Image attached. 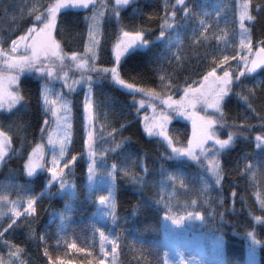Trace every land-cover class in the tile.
<instances>
[{
    "label": "trees",
    "instance_id": "1",
    "mask_svg": "<svg viewBox=\"0 0 264 264\" xmlns=\"http://www.w3.org/2000/svg\"><path fill=\"white\" fill-rule=\"evenodd\" d=\"M53 1L0 0V47L8 48L31 26L42 25L43 20L35 18L45 17ZM247 2L252 19L245 25L256 50L264 41V0ZM239 3L240 0H183L177 5V0H132L120 9L113 0L95 4L103 11L97 63L117 67L128 83L154 89L161 96L180 95L183 92L178 89L201 80L213 67L218 75L224 70L238 75L241 71L235 58L239 56ZM92 10L67 7L57 14L53 36L63 51L84 52ZM165 16L172 27L160 37ZM123 31H144L149 45L133 46L117 65L114 46ZM225 55L229 57L227 64L221 63ZM101 78L92 84L94 133L102 147L99 150L104 151L105 163L115 165L112 174L117 208L112 228L118 245L117 264H163L162 218L167 210L155 203L161 195L170 198L171 214L201 215L200 230L212 246L207 260L247 264L251 245L258 251L259 264H264V141L256 140L264 134L260 127L264 121V66L234 82L223 102L221 119L231 128H221L217 134L221 139H226L230 131L236 135L220 156L222 206L220 186L208 177L199 161L176 158L162 138L147 135L138 96L114 84L110 75ZM42 90L43 80L25 75L19 83L23 99L13 109L0 111V132L10 140V150L0 162V203L6 209L8 203L20 202L25 209L27 200L36 198L35 213L0 216V264H9V245L22 250L23 263L31 260L32 264H46L39 241L53 216L70 222L71 227L73 224L80 240L91 236L86 222L96 212L99 193L87 185L83 89L66 96L72 109L68 158L78 156L74 170L65 176L69 183L64 188L60 180L49 185L51 174L46 167L35 176L25 172L32 150L46 140V132L43 137L40 132L47 119ZM169 135L174 146L186 147L191 126L174 119ZM131 174L143 177V183H134ZM232 193L234 200L230 199ZM205 197L209 204L204 203Z\"/></svg>",
    "mask_w": 264,
    "mask_h": 264
},
{
    "label": "snow or ice",
    "instance_id": "2",
    "mask_svg": "<svg viewBox=\"0 0 264 264\" xmlns=\"http://www.w3.org/2000/svg\"><path fill=\"white\" fill-rule=\"evenodd\" d=\"M183 0H177V5L181 4ZM127 4L128 0H117V4ZM92 6L94 11L91 17V24L88 28V43L85 45L84 52L87 58L78 56L76 52H72L70 57L63 52L60 42L53 36V31L57 26V14L64 8H80L87 10L89 6ZM167 7V5L165 6ZM175 7V5L173 6ZM249 3L245 0L243 7L240 11L241 19V39L239 42L240 49L247 53L246 55H239L237 63H243L246 71L240 72L238 75L224 70L222 75L217 74V68L213 67L206 75L199 81H194L192 84H188L178 91H182L183 95L179 99H174L172 95H168L166 98L161 97L154 89L147 90L144 88H138L135 84L128 83L121 78L120 72L117 67H96L97 47L99 40L97 39L99 31V17L103 13L95 10L94 0H57L54 5H51L47 9L46 17L36 16V21L44 20L43 26L40 28L32 27L29 30V35L22 37L21 41L14 45L13 51L17 47L25 49V55L22 56H8L2 49H0V59H2L3 67L0 68V103L7 100L9 103H15L23 99L18 92L11 90L12 85H16L19 79V74L25 70H35L38 73L47 72L48 76L52 75L51 64L52 61H60L61 63L70 58L72 61L77 63V67L81 69H87L89 72H96L98 75L108 76L110 75L111 80L114 84L120 88L129 90L132 94H142L148 97L149 101L158 100L160 101L159 110L157 105L148 103L145 105V101L141 100L139 103L142 107L147 106L152 109V115H145L143 117L144 131L148 136H156L162 138L167 143V146L171 149L174 155L187 156L193 161H199L201 167H204L217 186H220L221 195L219 197V204L222 206L224 203V197L222 195V174L223 168L220 160L223 150L232 144L233 138L236 135L235 132H229L226 139H221L218 136V130L221 128H231L221 117L223 116V102L226 96L231 93L232 85L238 81L242 76L253 73L257 68L264 66V41H260V46L253 52L251 39L248 36L247 29L244 27L245 20H251L252 17L249 14ZM175 13L173 12V16ZM163 23L161 24L160 37L165 36V30L172 27L169 23L167 16L163 17ZM148 46L149 41L145 38L144 31H123L119 37L118 42L114 46L115 62L118 65L121 61V57L133 46ZM229 60L228 56H224L221 63L227 64ZM48 64L46 69L45 65ZM89 83V87L84 97L83 110L85 119L88 121V127H91L92 120V101L90 99L91 94V77H84ZM161 83L163 84L164 77H161ZM77 83V82H74ZM195 85V86H194ZM165 87H171V85H164ZM72 85H68L69 91H72ZM252 91L251 89L249 90ZM51 90L45 84L41 93L42 104L45 108V115L51 112L52 117L56 120L57 130L63 125V138L57 141L53 140V133L48 130L49 121L45 119L44 126L41 127V137L47 131L48 132V143H58L59 152L53 153L51 158V167H46L47 160L45 156L44 146L37 144L29 155L26 164L27 175H33L35 170L41 167H46V170L51 174V178L48 184L51 185L53 181L60 180V187L64 188L66 183L65 176L73 171L75 168V162L78 156L72 155L68 158L70 147L69 142L71 140L72 125L71 121V107L70 102L65 100L62 94H57V99H50ZM239 95V93H237ZM247 98L246 96L244 97ZM63 101V103H61ZM59 105V106H57ZM63 115H60V113ZM173 116H180L185 118L191 123V139L188 140L186 147H176L173 145L172 137L169 135V124L173 120ZM260 127L264 129V121H261ZM257 142L264 141V134L256 137ZM211 142V147L209 143ZM88 148V159L87 171L89 178H91L94 171V152L92 150V133L88 132V140L85 142ZM9 145V137L0 136V159H3L5 150ZM66 161L61 167V162ZM205 161L207 162L205 164ZM115 168V165H113ZM67 170V171H66ZM147 174V169H143ZM125 175H129L125 172ZM170 180H175V177H169ZM131 180L134 183H143L144 178L131 174ZM208 187V184H205ZM164 189L161 188V193ZM230 199H235V194L232 193ZM35 200L36 198H30L27 200L26 211L29 214L35 213ZM99 200L105 203L108 198L106 196H100ZM156 204L162 205L167 210V214L164 219L171 220L173 224L179 225L181 220L175 219L170 206V198L165 199L161 195L160 199L155 201ZM205 204H209V198L205 197ZM192 204L195 205L196 201L193 200ZM210 206V205H209ZM112 208L113 219H115L116 213V202L112 201L110 204ZM215 211V209H213ZM16 214V210H13ZM191 215V214H190ZM199 219V215L197 214ZM220 219H224V214H220ZM259 219V218H257ZM252 236V233H249ZM101 243L99 244V253L102 257H108L109 252L106 248L105 241L111 243L113 251H111L112 264H117V241L116 239L109 240L104 234L100 236ZM255 242V241H253ZM67 249L72 253H82L86 257H92L93 252L91 248L81 247L75 242L68 244ZM19 252V249L17 250ZM43 255L48 257L49 264H82L80 260L63 259L57 257L52 259L49 256L47 249H45ZM88 264H107L106 259L91 258L88 259ZM216 264H224L223 260H217Z\"/></svg>",
    "mask_w": 264,
    "mask_h": 264
},
{
    "label": "rangeland",
    "instance_id": "3",
    "mask_svg": "<svg viewBox=\"0 0 264 264\" xmlns=\"http://www.w3.org/2000/svg\"><path fill=\"white\" fill-rule=\"evenodd\" d=\"M108 0H94V4H100L104 5L107 3ZM132 0H128L127 4H117V0H113L115 6L117 8H124L127 6ZM57 2V0H54L51 5H54ZM245 0H240L239 8H238V16H237V22H238V42H240L241 39V19H240V11L243 7ZM50 5V6H51ZM93 9V7L90 5ZM99 12L103 13L101 9H96ZM93 11L91 13V16L89 18V25L91 24V17L93 15ZM47 15V11L45 13V17ZM99 31L97 39L100 42L101 38V23L103 20V15L99 18ZM43 20V19H42ZM244 21V27L247 29ZM44 23V20H43ZM42 25H33L31 26L23 35H21L16 40L12 41L8 48L0 47L8 56L14 57V56H22L25 55V49L22 47H17L15 51H13V47L15 44L21 41L22 37H26L29 35V30L32 27L40 28ZM248 36L249 30L247 29ZM88 43V40H87ZM99 45L97 47V54H98ZM70 57L71 53H67L63 51ZM253 52L255 50L253 49ZM247 53L243 52L239 47V55H246ZM78 56L86 57L85 52L77 53ZM51 64V71L52 75L48 76L47 72L45 73H38L35 70H25L23 73L19 74V79L17 81L16 85L11 86V90L14 92L19 91V83L21 81V78L25 75H34L35 77L40 78L43 80V86L47 84V86L51 90L50 99H57V94H62L65 98V100L69 101L66 96L69 94H74L79 90L84 91V97L87 92V89L89 87V83L84 77L90 76L91 79V89L92 84L98 81H102L101 76L98 75L96 72H89L87 69H81L77 67V63L72 61L70 58L65 59L62 63L60 61H52L49 62ZM240 71L244 72L246 71L245 65L243 63L239 64ZM3 67L2 59H0V68ZM46 69L48 67V64L45 65ZM96 67L97 68H106L102 67L97 63V57H96ZM257 68L256 70H258ZM111 79V77H110ZM112 81V80H111ZM77 82V83H74ZM68 85H72V91H69ZM54 86H57V89H55ZM118 86V85H117ZM125 91H128L127 89L122 88ZM138 96V106L140 110H143L142 115V123L143 117L145 115H152V109L150 107L144 106L142 107L140 105V101L144 100L145 105L148 103H153L157 105V110H159L160 107V101L158 100H151L149 101L148 97L145 95L136 93ZM183 95L181 93L178 96H173L174 99H179L180 96ZM83 97V102H84ZM163 98H166L167 96H161ZM90 99L92 101V91L90 94ZM21 101V100H20ZM20 101L15 103H9L7 100H5L3 103H0V111H9L13 109L16 105L20 103ZM63 103V101H61ZM83 104V103H82ZM59 106V105H57ZM71 107V103H70ZM60 115H63L61 112ZM47 120L49 121L48 124V130L53 133V140L57 141L59 139L63 138V125H61L60 129L57 130L56 120L54 117H52L51 112L47 113ZM174 119H181L183 121H186L190 124V121H187L185 118L180 116H173ZM172 120V121H173ZM83 121H84V127H85V142L88 140V132L92 133V150L94 152V171L89 178V173L87 171V185L90 189L96 190L99 193L100 196H106L108 200L105 203H102L100 200L98 201L96 212L93 214V217L89 220V222H86L88 225L90 231V238L89 240H80L79 237L75 233V226L72 224V227L70 225V222L64 223L63 220L57 219L55 216L51 217L47 223V225L44 227V230L42 234L40 235V246L42 251V258L44 259L46 264H49L48 257H45L43 255L45 249H47L49 256L52 259H56L57 257L63 258V259H72V260H80L82 261V264H88V259L91 258H101L106 259L107 264H112V256L111 251H113V247L111 243H107L105 241L106 248L109 252L108 257H102L100 256V253L98 251L99 244L101 243L100 236L101 234H104L106 237L109 238V240L116 239L113 231V226L115 224V219H113L112 214V208L110 207V204L112 201L116 202V196H115V187H114V179H113V166H109L105 163L104 154L102 152V149L99 150L100 143H98V136L94 133V108H93V101H92V120H91V127H88V121L85 119V114L83 110ZM71 123V121H70ZM170 125V124H169ZM0 136H6L2 132H0ZM8 137V136H7ZM191 139V137H190ZM71 141V140H70ZM70 143V142H69ZM211 143V142H210ZM209 143V144H210ZM44 146L45 150V156L47 160L46 167H51V158L53 153L59 152V144L54 143H48V132L46 131V140L42 143H40ZM187 146V145H186ZM10 150V140L9 145L5 150V155L3 159L7 156V153ZM88 148L85 143V157H86V164H88ZM176 158H182L189 161L191 160L187 156H179L175 155ZM2 159H0V162ZM65 161L61 162V167H63V164ZM87 168V166H86ZM45 170L44 167L38 168L35 170L33 175L35 176L40 171ZM25 172L27 174L26 168ZM208 177L212 178L210 173L207 172ZM214 184V183H213ZM27 207V202L25 205V209ZM16 210V214L13 213V210ZM25 209H22V204L19 202L15 203H8L7 208L5 209V206H3L0 203V216H3V214H12L13 216H20L23 214ZM27 212V211H26ZM175 219L181 220V223L179 225L173 224L171 220L164 219L165 215L162 218V234H161V241H162V253H163V264H216V261L218 258H215L216 260H207V252L212 247L209 244L208 239L205 237L204 233L200 230V223H201V215H199V219L197 218V214H191V215H175ZM116 217V213H115ZM51 240V241H50ZM75 242L81 247H88L91 248V251L93 252L92 257H86L82 253H72L67 249V245ZM19 249V252L17 250ZM22 250L18 246L9 245L6 249V254L9 257V264H32V261L29 260L28 262L23 263L22 262ZM206 259V260H205ZM116 261H117V255H116ZM247 264H259V256L258 251L250 245L248 248V256H247Z\"/></svg>",
    "mask_w": 264,
    "mask_h": 264
}]
</instances>
